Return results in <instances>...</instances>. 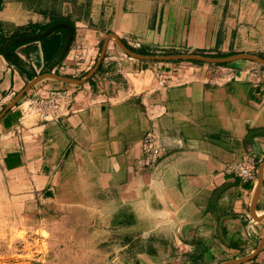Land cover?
<instances>
[{
	"label": "crops",
	"instance_id": "obj_1",
	"mask_svg": "<svg viewBox=\"0 0 264 264\" xmlns=\"http://www.w3.org/2000/svg\"><path fill=\"white\" fill-rule=\"evenodd\" d=\"M57 22L74 27L81 50L70 45L61 55L65 27L15 41ZM113 36L142 56L264 58V0H0V210H39L87 195L148 223L145 232L158 241L165 235L170 264L251 255L264 239V65L141 59ZM103 49L85 82L52 77L82 80ZM157 70L180 81L158 89ZM64 89L76 94L75 112L23 118L24 99ZM150 130L161 156L142 167ZM250 155L257 165L245 182L228 166ZM239 264H264V246Z\"/></svg>",
	"mask_w": 264,
	"mask_h": 264
},
{
	"label": "rangeland",
	"instance_id": "obj_2",
	"mask_svg": "<svg viewBox=\"0 0 264 264\" xmlns=\"http://www.w3.org/2000/svg\"><path fill=\"white\" fill-rule=\"evenodd\" d=\"M78 197L83 199H54L39 210H0V264H134L135 258L139 264H170L174 255L165 235L158 241L145 232L147 222L136 224L134 216L109 204ZM126 237L137 243L135 253ZM151 245L155 254L148 251ZM141 247L145 251L137 252Z\"/></svg>",
	"mask_w": 264,
	"mask_h": 264
},
{
	"label": "built area",
	"instance_id": "obj_3",
	"mask_svg": "<svg viewBox=\"0 0 264 264\" xmlns=\"http://www.w3.org/2000/svg\"><path fill=\"white\" fill-rule=\"evenodd\" d=\"M71 47L74 50H81L83 47L80 43L72 41ZM60 70L65 71L66 65L62 64ZM180 78L173 77L171 71L157 70L154 73L155 87L163 89L170 86L174 81L179 82ZM76 94L70 89L67 90H50L45 95L29 97L23 100L22 112L23 118H38L45 121H53L63 115H68L75 112L74 102ZM18 129H16V132ZM159 135L155 130L148 131L142 142V150L144 155L138 161L142 167L153 166L161 156V146L158 143ZM257 160L253 155L247 156L244 159L230 164L228 171L239 176L243 181L247 182L254 177Z\"/></svg>",
	"mask_w": 264,
	"mask_h": 264
},
{
	"label": "water",
	"instance_id": "obj_4",
	"mask_svg": "<svg viewBox=\"0 0 264 264\" xmlns=\"http://www.w3.org/2000/svg\"><path fill=\"white\" fill-rule=\"evenodd\" d=\"M61 27H65L68 29L69 33H68V37L65 41V44L63 46V49L61 51V55H65L67 50L69 49L72 41H73V37H74V27L66 22H57L52 24L50 27H48L46 30L44 31H39L36 32L34 34L31 35H26L20 38H15V41H22V40H31V39H41L45 36H48L49 34H51L53 31H55L58 28ZM116 39V42L118 43V45L120 46V48L125 51L126 53H128L129 55L136 57V58H141V59H149V60H160V61H170V60H197V61H203V62H212V63H231V62H235L238 60H242V59H248V60H252L255 62L260 63L261 65H264V58L259 57V56H255L252 54H237V55H232V56H228V57H209V56H205L202 54H193V53H180V54H171V55H158V56H142V55H138L136 53H134L133 51H131L121 40H119L116 36H113ZM4 51L7 55L10 54V51L8 49V45L4 46ZM104 53H105V49L102 50L98 62L96 63V65L93 67V69H91L89 71V73L86 75L85 78H83L82 80H75L73 78H64L62 76H52L55 77L57 79L63 80V81H67V82H72V83H77V84H81L83 82H85L86 80L90 79L95 72L97 71L101 60L104 57ZM36 81V80H35ZM34 81L27 87L24 89L23 92H21V94L19 95V98L23 95V93L29 89L31 87V85H33ZM225 186H221L220 188H218L215 193L212 196L211 199V203L212 204H216V201L218 200L219 195L225 190ZM257 196V193L255 195V198ZM255 201V199H254ZM228 216H223L220 218L219 223H218V234L219 237L224 240V231H223V222L224 220L227 219ZM264 246V239L260 242L258 249L252 253L251 255L244 257L242 259H237V260H233V261H228L222 264H239L245 261L250 260L251 258H253L255 256V254Z\"/></svg>",
	"mask_w": 264,
	"mask_h": 264
},
{
	"label": "trees",
	"instance_id": "obj_5",
	"mask_svg": "<svg viewBox=\"0 0 264 264\" xmlns=\"http://www.w3.org/2000/svg\"><path fill=\"white\" fill-rule=\"evenodd\" d=\"M181 61H184V60H181ZM185 61H192V62H195V63H201V61H197V60H185ZM227 64L228 63H222V64H219V65H227ZM151 239L153 240V238H151ZM125 242L127 243L130 252L135 253V248H137V246H138V245H136L137 243L134 244L131 237H126ZM144 251H145V248L141 247L137 252H144ZM148 251L151 252V253H154V254L157 252L156 249H154V247L152 245H151L150 249H148ZM134 264H139V260L137 258H135Z\"/></svg>",
	"mask_w": 264,
	"mask_h": 264
}]
</instances>
